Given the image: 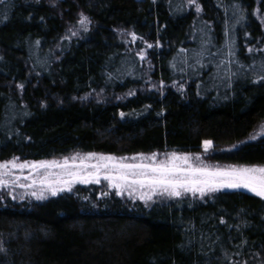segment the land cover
I'll return each instance as SVG.
<instances>
[{"label":"trees","instance_id":"obj_1","mask_svg":"<svg viewBox=\"0 0 264 264\" xmlns=\"http://www.w3.org/2000/svg\"><path fill=\"white\" fill-rule=\"evenodd\" d=\"M197 3L3 0L0 162L211 140L219 162L264 165V135L249 139L264 122V0ZM31 191L0 189V264H264V198L247 190L149 206L101 185Z\"/></svg>","mask_w":264,"mask_h":264},{"label":"snow or ice","instance_id":"obj_2","mask_svg":"<svg viewBox=\"0 0 264 264\" xmlns=\"http://www.w3.org/2000/svg\"><path fill=\"white\" fill-rule=\"evenodd\" d=\"M2 2L3 0H0V3ZM188 4H195L197 12L202 10L197 0H188ZM79 23L87 30L90 21L87 16L81 14ZM72 34L76 35L75 32ZM131 35L133 39L136 38L135 33ZM147 46L153 47L152 44ZM248 51L252 52L253 49L249 48ZM138 55L144 59L146 53L141 52ZM261 79L264 80V77ZM20 87L23 88V85ZM120 115L123 117L125 114L121 112ZM260 135H264V126H261ZM252 139H256V136ZM212 146L213 141H203L205 152ZM159 157L160 154L156 152L121 157L88 152L66 156L62 160L23 162L14 157L10 161L0 162V189H9L13 199H16L13 194L15 187L32 189L30 194L42 200L49 194L56 196L65 190L70 192L76 183L99 184L103 179L108 182L109 188L116 190V195L123 196L127 193L130 198L139 199L146 205L153 201L155 196L182 198L191 194L193 197L199 195L203 199L221 189H245L264 198V165L212 166L205 163L200 154L175 151L165 153L163 158ZM24 169L30 170L29 175H17L16 170L22 173ZM54 169L58 171H53Z\"/></svg>","mask_w":264,"mask_h":264},{"label":"rangeland","instance_id":"obj_3","mask_svg":"<svg viewBox=\"0 0 264 264\" xmlns=\"http://www.w3.org/2000/svg\"><path fill=\"white\" fill-rule=\"evenodd\" d=\"M79 28H82V30H79V29H76V30H74V31L71 30V31H70L71 35H73V34H72L73 32H75L76 34H79V33H81L80 31H83V30H84V27H82V26L80 25V23H79ZM78 36H79V35H78ZM261 126H264V122H262V124H261L258 128L255 129L253 135H251V137L249 138L250 140H255V139H252V137H253L254 135L256 136V139L260 136ZM212 149H213V148H211L209 151L205 152V151H204V147L202 146L200 151L195 152V153H191V154H193V155H195V154H200L201 157H202V159L204 160V162L207 163V164H209V165H212V166L227 167V166H230V165H240V164L224 163V162H219V161L215 160V159H214L215 154H214V152H213ZM171 152H173V151L164 152V153H159V154H160V157H159V158H163L165 153H171ZM75 154H76V153H75ZM80 154H86V153H80ZM72 155H74V154H71L70 156H67V157H71ZM62 159H63V157H62V158H58V159L56 158V160H62ZM52 160H53V159H52ZM53 171H58V170H55V169H54ZM16 172H17V175L27 176V175H29L30 170H29V169H24L22 173H21L20 170H16ZM24 182H25V183H28V181H24ZM77 185H87V186H88V185H101L102 187H104V188H106V189H108V190H111V191H113V192L116 193V190H115V189H111V188H109V187H108V182H107V181H104L103 179L101 180V183H99V184H96V183H90V184H80V183H76V184L73 185V187H74V186H77ZM73 187H72V189H73ZM221 190H222V189H221ZM242 190H245V189H242ZM65 191H67V190H65ZM65 191H63V192H65ZM60 193H62V192H60ZM215 193H216V192H215ZM215 193L208 194V195H206L204 198L209 197V196H212V195H214ZM47 196H52V195L49 194V195H47ZM47 196H46V197H47ZM122 197H125V198H127V199H130L131 201H133V200L139 201L140 203H142V204L145 205V206H149V205H151V204H153V203H155V202H161V201H164V202H165V201L183 200V199H187V200H202V199L199 197V195L193 197L191 194H188V195H186V196H184V197H182V198H168V197H166V196H165V197L155 196V197L153 198V201H149V203L146 205L143 201H140L139 199H133V198H130V197L128 196L127 193H125ZM204 198H203V199H204Z\"/></svg>","mask_w":264,"mask_h":264}]
</instances>
